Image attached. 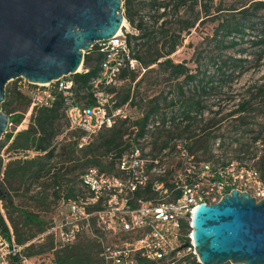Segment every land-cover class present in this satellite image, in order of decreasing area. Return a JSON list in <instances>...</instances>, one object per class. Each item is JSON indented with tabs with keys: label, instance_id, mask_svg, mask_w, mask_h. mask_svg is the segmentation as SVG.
Returning <instances> with one entry per match:
<instances>
[{
	"label": "built area",
	"instance_id": "1",
	"mask_svg": "<svg viewBox=\"0 0 264 264\" xmlns=\"http://www.w3.org/2000/svg\"><path fill=\"white\" fill-rule=\"evenodd\" d=\"M129 33V23H124L111 38L95 43L102 59L86 102L77 98L73 74L48 83H32L24 77L11 80L30 98L17 130L28 124L36 108L52 107L57 99L63 102L69 128L83 133L79 147L118 120H126L127 105H117L115 90L129 80L127 72L146 69L135 56ZM13 125L10 121L8 128ZM148 153L132 141L117 158V172L91 167L81 175L82 191L64 202L66 213L49 231L59 248L87 234L98 242L104 264H188L192 257L199 261L192 231L199 203L219 202L233 189L264 198V178L255 165L238 159L222 164L197 162L184 147L179 154L186 161L175 173L166 166L156 170L160 160ZM9 234L0 229V264H16L22 256L23 246L11 228Z\"/></svg>",
	"mask_w": 264,
	"mask_h": 264
},
{
	"label": "rangeland",
	"instance_id": "2",
	"mask_svg": "<svg viewBox=\"0 0 264 264\" xmlns=\"http://www.w3.org/2000/svg\"><path fill=\"white\" fill-rule=\"evenodd\" d=\"M136 1L142 2V0ZM246 1L248 0H229L228 2H234L235 6L240 8ZM239 10L234 11L235 18L241 19L246 15L252 21L248 23L244 36L239 35L237 37L239 43L236 46L223 49L218 42L219 39L213 37L218 21L206 20L202 24H197V27L193 28L190 33L184 32L182 44L171 55L175 62L186 61L196 72L195 51L197 47L200 51L202 62L200 78L204 76L205 80L209 81V87L207 88V93L191 91V94L199 96L203 100L202 104L207 107L202 115L195 111L192 112L191 116L196 118L193 121L184 119L182 116L183 110L177 105L170 104L169 107H165V105L169 104V100L153 101L157 96L160 99L165 96H168V98L172 97L175 88L174 81L169 79V71L160 68L156 64L149 66L145 70L135 72L134 78L130 75L129 80L117 89L118 92L115 93V96L118 101L129 90L132 97L136 96L135 102L129 100L123 103L127 105L126 114L128 116L122 124L126 130L124 135L125 144L132 139H135L133 140L135 143H141L144 150H149L150 158H158L160 160V165H158L156 170L160 166H166L167 170H175V173L180 172L181 161H186L180 157V150L185 147L191 151L188 145H191L192 140L195 138H203L205 140L208 132H210V142H203L201 147L198 146L192 149L191 152L194 155L192 160L222 164L232 159H238L244 163L255 165L264 175V168L261 163L264 158V101L260 99L252 110L247 113V124L240 126L239 115L237 114L218 120L233 110L238 102L252 96L255 92V89H252L253 85L264 82V55L261 56V48L253 43L260 34L264 33V9L250 10L247 13H242ZM147 14V9L140 11L141 16L145 15L144 19L147 25L151 26L152 22L149 21L150 16ZM151 14L155 13L152 11ZM128 23L126 19L125 24ZM160 23L161 21L156 26L158 27ZM129 26L131 34H138L139 31L132 27L130 23ZM207 35L210 37L207 38ZM135 43L136 41L133 40L132 45L136 52V50H139V46L136 47ZM95 56L91 57L94 58ZM230 57L246 58V61L240 65H235L233 60L229 59ZM95 64L94 59L89 63L90 66ZM84 70L83 63L80 72ZM8 88H11L10 82L6 85V90ZM189 88L192 89V87ZM155 103H159L163 108L150 117L146 133L136 138L139 124H134L143 115V110L140 109L141 106L144 107ZM164 117H166L165 123L162 121ZM206 118H214L215 122L211 123L210 128L205 130L207 125ZM188 123L191 124L189 131H186L182 137L170 139L169 148H161L163 141L168 139V136L161 134L160 130L169 129L174 131L177 126H185ZM26 125L27 123L20 126V129H23ZM56 126L59 133L54 138L53 144L56 145L57 150L54 159L49 161L51 164L61 158L62 146L83 135L80 131L71 130L66 118L63 116L58 119ZM16 130L17 127L14 125L8 128L9 132H16ZM107 131L106 129L100 131L93 137L92 142L99 138L97 141V144H99L100 137L107 135ZM258 132H262V135L256 141L254 138L258 135ZM194 134V138H191ZM214 136L217 137L215 138ZM185 141L187 143L186 146H184ZM10 143L11 141L5 142L3 135L2 140H0V156L3 159V167L9 161L19 158H33L37 155V151L33 149L28 151L9 150ZM98 147L99 152L104 153V148ZM101 161L105 165H111L110 160L105 157ZM89 167V165L78 167L74 172H70L67 175L70 182L68 185L67 183L61 185V188L72 186L75 188L76 193H79L81 190L80 173L85 172ZM113 171L117 172V169L114 168ZM156 172L153 171V174H156ZM18 184L20 186L13 182L14 187L19 186V189H13V186L5 181L3 173L1 174L0 219H3L9 230L10 228L13 230L17 242H19L18 238L24 240V243H20L23 246L22 256L17 257L16 264H56L54 253L59 247L54 241L53 234L49 231L66 213V206L62 204V197L66 190L60 191L57 186L54 187L49 177L35 181L26 179ZM27 214H33L36 217L35 220L38 221L29 220L26 217ZM79 239H83V237ZM77 241L78 239L75 242ZM99 251L100 248H98L96 254H99ZM32 253L36 254L30 256ZM190 261H192L191 264H201L196 257H192ZM225 264L232 263L226 262Z\"/></svg>",
	"mask_w": 264,
	"mask_h": 264
},
{
	"label": "trees",
	"instance_id": "3",
	"mask_svg": "<svg viewBox=\"0 0 264 264\" xmlns=\"http://www.w3.org/2000/svg\"><path fill=\"white\" fill-rule=\"evenodd\" d=\"M229 1V0H228ZM227 0H124V15L125 19L130 25L136 28L138 34H128V40L132 45L133 40L136 41L135 46H139V50H133L136 58L141 63L142 67L148 68L151 65H158L160 68L169 71V79L174 81V95L168 98V96L155 97L153 101H168L169 104L165 107H169L170 104L177 105L182 111L184 119L192 120L196 119L191 116L192 112L204 113L203 100L199 96L191 94V91L195 93H207L209 87V81L205 80V77L200 78L202 62L200 59V51L198 47L195 51L197 64L196 72L187 64L186 61L175 62L171 55L178 49L182 44V35L184 32L190 33V31L197 27V24H202L204 21L217 20L218 25L214 32L213 37H216L221 47L229 48L236 46L239 42L237 37L239 35L244 36L248 23L252 21L251 18H247L246 15L241 19L234 17L237 9H240L242 13H247L250 10H261L264 9V0H248L240 8L236 7L234 2H228ZM141 4V6H140ZM143 4V5H142ZM147 9L150 16L152 25H147L145 22V15L141 16L140 11ZM155 14H151V12ZM161 21L157 27L156 24ZM210 36L207 35V38ZM220 37V38H218ZM158 38V39H157ZM256 46L261 48V56L264 55V33L260 34L259 37L253 42ZM96 55L94 58L91 56ZM94 59L95 65L90 66V61ZM102 55L96 54L95 45L91 50L84 54V67L88 71L77 72L73 74L77 88V98L80 101H88L90 94V81L99 72V66L101 63ZM235 65H240L246 58H232ZM142 70L138 68L136 71H129L127 74L134 78L135 72ZM205 74V73H204ZM142 81V80H141ZM11 88L6 90V98L2 103L3 111L10 115V121L13 122L14 126L20 125L25 117V114L30 106L29 96L17 88L15 82L10 81ZM189 87H192L189 88ZM255 92L249 98H246L236 104V107L228 112V114L220 117L218 120L239 115L238 120L240 126L248 123L247 113L252 110L254 105L261 99L264 101V82L261 84H255L252 86ZM117 93L118 91L115 90ZM136 101V96H131V91H127V94L117 100V105L122 106L127 101ZM163 108L159 103L153 105L141 106L143 115L140 120L136 121L134 125L137 127V136H142L146 133L149 119L152 115L158 113ZM219 111V110H218ZM222 111V110H221ZM66 118V113L63 107V102L57 99L52 107H39L34 110L29 118L28 124L16 132L7 131L4 134L5 142L9 145V150L19 149L22 151L35 150L37 155L33 158H19L9 161L3 167V159L0 156V176L3 173L5 181H7L13 189H19L22 181L26 179L40 180L44 177H49L52 180V185L58 187V189L66 190L63 195L62 204L65 206L67 199L76 196V190L72 186H65L61 188V185L70 182L67 175L70 172H74L78 167L89 165L91 167H99L109 172L116 168L117 158L120 157L132 144L131 142L135 139L130 140L125 144L124 135L126 130L124 129V121L118 120L117 123L111 127L106 128L108 134L100 137V142L97 144L99 138L90 142L83 147H79L80 138L71 140L67 145L61 147L60 156L61 158L54 161L52 164L49 163L51 159L56 156V145L53 144L54 138L58 135V129L56 123L60 117ZM67 120V118H66ZM206 127L210 128V124L215 122L214 118H206ZM163 123L166 122V117L163 118ZM183 122V121H182ZM191 122V121H190ZM183 127V128H181ZM191 124H185V126L179 125L176 130L172 131L169 129H162L159 132L166 134L168 139L164 140L161 148H169L170 139L175 137H182L186 131H189ZM75 131V130H74ZM102 131V130H101ZM262 132H258V135L254 140L261 138ZM195 134L191 138H194ZM215 138L217 136H214ZM211 140L210 132H208L205 140L203 138H195L188 145L192 151L194 147L202 146L203 142L208 143ZM187 143L185 141L184 146ZM104 148V153L99 152V147ZM190 151V152H191ZM192 153V152H191ZM107 155V156H105ZM103 157L110 160L111 165H105L102 163ZM264 168V158L261 160ZM4 168V170H3ZM88 168V169H89ZM54 169V172H53ZM84 173V172H83ZM83 173H80V177ZM262 173V172H261ZM264 178V175L262 173ZM80 180V178H79ZM15 182L17 187H14ZM81 185V182H80ZM82 190V186H81ZM79 191V193L81 192ZM59 191V192H60ZM26 217L32 221L36 217L33 214H27ZM186 231L190 230L188 224H186ZM0 229H2L8 236L9 229L4 223L3 219H0ZM54 236V235H53ZM83 237V239H79ZM78 238V241L67 245L62 248L55 250V263L56 264H104L102 258L98 252V242L87 234H82ZM18 243H24V240L18 238ZM54 241L55 237H54ZM57 243V242H56ZM54 248V247H53ZM36 253H32L34 255ZM192 261L189 262L191 264Z\"/></svg>",
	"mask_w": 264,
	"mask_h": 264
},
{
	"label": "water",
	"instance_id": "4",
	"mask_svg": "<svg viewBox=\"0 0 264 264\" xmlns=\"http://www.w3.org/2000/svg\"><path fill=\"white\" fill-rule=\"evenodd\" d=\"M123 0H0V140L10 115L6 85L48 83L80 72L84 54L125 23ZM193 240L201 264H264V198L233 189L197 205Z\"/></svg>",
	"mask_w": 264,
	"mask_h": 264
}]
</instances>
